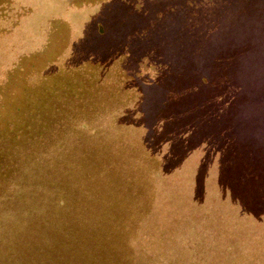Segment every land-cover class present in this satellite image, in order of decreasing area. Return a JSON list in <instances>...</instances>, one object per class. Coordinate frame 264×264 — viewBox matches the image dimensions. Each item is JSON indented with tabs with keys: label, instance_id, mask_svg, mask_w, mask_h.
<instances>
[{
	"label": "rangeland",
	"instance_id": "rangeland-1",
	"mask_svg": "<svg viewBox=\"0 0 264 264\" xmlns=\"http://www.w3.org/2000/svg\"><path fill=\"white\" fill-rule=\"evenodd\" d=\"M27 1L35 12L18 31L26 10L0 0V264H264V217L244 213L219 187L229 139L198 114L200 94L215 88L203 92L201 76L185 78L194 92L157 105L177 108L167 120L142 96L159 85L162 63L178 61L193 27L198 37L211 31L223 0H69L89 8L80 12L63 0ZM110 1L132 9L126 39L120 16L108 28ZM61 14L71 24L45 23ZM93 23L105 52L88 47ZM111 36L125 40L114 46ZM256 64L238 74L253 85L212 92L210 121L250 117L253 103L264 104ZM180 116L192 119L181 121L185 133ZM176 128L182 136L170 140ZM252 132L262 140V129ZM187 145L189 155L169 168Z\"/></svg>",
	"mask_w": 264,
	"mask_h": 264
},
{
	"label": "trees",
	"instance_id": "trees-1",
	"mask_svg": "<svg viewBox=\"0 0 264 264\" xmlns=\"http://www.w3.org/2000/svg\"><path fill=\"white\" fill-rule=\"evenodd\" d=\"M63 1L67 12H80L83 9H89L87 7L76 8L72 6L70 8L69 0ZM11 2V5L16 8L15 11H19V9L21 11L23 9L26 10V15H23L21 21L16 27V30L20 28L18 31L21 29L24 30L25 26L23 24L29 18L31 19L35 12L34 5L27 0H11ZM104 4L106 9L111 5L116 6L113 9V13L108 11L107 16H104V18L108 17V21L111 24V26H108L109 30L113 25V21L117 22V18L120 16L118 23L121 26L117 23L118 33L121 32L123 38L126 39L125 36L136 24L129 4L126 5L117 3V5L116 2L111 1ZM247 9H250L252 12L247 17L250 19L245 20V14H243V12ZM119 10L121 13L120 15L117 13ZM215 14L216 15L212 18L214 20V24L212 25L211 31L204 32L198 37L196 34L197 32H200V29L193 27L192 31H194V33L192 35L191 33L188 34L192 38L189 39L190 41L188 42L185 51L180 55V57H178V61L174 62L170 59L167 62L168 58H165L166 60L163 59V61L167 62V64H163L161 62L163 68L162 72L158 75L162 76L156 78L159 85H154L143 91L142 96L143 99L145 98L147 101V110H150L151 112L154 111L155 113L160 110L159 113L161 112L162 117H164L163 120H167V116L171 115L172 111L177 108L171 107L163 112L162 108H157V105H159L160 102H169L172 100L180 101L181 98L185 97L186 93L189 94L190 91H195L194 88L190 90V87H188L189 85L184 86L183 82L185 78L189 83L192 80L191 76H201L203 83H201L199 87L205 90L203 92H207L210 87H213V89L215 88L213 90L214 92H217L218 90L221 92L228 87L230 88L228 89L229 91L233 90V87L237 86V83L239 84L240 82L245 83L243 84L245 86L253 85L255 79L254 77H242L238 74L239 71L243 72L246 69L255 67L256 63L254 64V62L257 59L258 62L256 65L260 67L262 66V70L264 71V0H223ZM54 18L63 19L70 23L66 14H61L57 17L47 16L45 23ZM133 21L134 23L131 25ZM73 30L76 32L75 29ZM89 35H91V38H88V47L94 50H103V46L100 44L101 42L97 41V39H101L103 35L101 32L99 33L96 31L95 23H93L92 31ZM106 36H108V32ZM227 36L229 39H225ZM116 39H118V41L112 37V45L114 46L118 43L124 42L125 40H121L118 37ZM5 40H2L3 43H5L3 51L7 53L8 43ZM76 43L77 44H75V46H78V42ZM81 43L79 42V44ZM12 47L17 48L18 44L14 43L12 44ZM105 51L106 50H103L102 52ZM94 53L100 52L95 51ZM0 55L2 56L3 52L0 51ZM161 83L163 84L162 87L160 86ZM164 87H167L166 90ZM262 89L264 90V81L262 82ZM160 92L164 95L166 94L167 98H165L164 95H160ZM212 92L208 95L207 93L200 94L198 101L200 106H203V108L199 109L198 114L206 120L210 131L219 127V130L221 129L224 132H219V137H224L226 135L229 139L220 149L221 154L218 161L219 187L223 190L230 191L232 194L231 198H233L232 201L238 205L240 204L239 206H241V210H243L244 213H251L256 218H263L264 104L262 103V105H259L258 102L253 103L251 105L250 117H246L239 112L233 117H229V115L222 118L218 117V119H220L216 124H214V121H210L209 119V115L211 114V102H209V99L211 98ZM224 94L225 92L223 95ZM261 107V111H256V109ZM140 109L143 110V106H141ZM155 115L156 114H153V116ZM251 118L253 119L251 120L250 126L249 123L247 124L246 122H250ZM168 121H164V127L166 130L175 127V123H170ZM181 121L191 123L192 119L180 116L179 121H176L178 122L177 125L180 127V130L183 132L184 130L182 128ZM153 122H156V120H153ZM258 127L259 129H262V140L258 138L257 133L252 132V129ZM181 136L182 133L177 132L176 128L175 132L170 134L169 139L180 140ZM153 140V145H155V138ZM255 146L262 147V150L261 148L257 149ZM189 147L190 146L187 145L183 147L184 149L181 148L179 150L182 152L177 154L178 160H176V162H171V166L169 168H178V166L181 165L183 160L192 151ZM206 171L207 168L199 169V173H204L203 178ZM200 182L202 184V180Z\"/></svg>",
	"mask_w": 264,
	"mask_h": 264
}]
</instances>
